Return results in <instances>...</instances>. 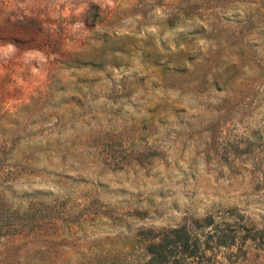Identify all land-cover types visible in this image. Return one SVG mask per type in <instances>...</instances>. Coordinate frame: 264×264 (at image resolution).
<instances>
[{
    "label": "rangeland",
    "instance_id": "rangeland-1",
    "mask_svg": "<svg viewBox=\"0 0 264 264\" xmlns=\"http://www.w3.org/2000/svg\"><path fill=\"white\" fill-rule=\"evenodd\" d=\"M208 216L233 245L188 264H264V0H0V264Z\"/></svg>",
    "mask_w": 264,
    "mask_h": 264
},
{
    "label": "trees",
    "instance_id": "trees-1",
    "mask_svg": "<svg viewBox=\"0 0 264 264\" xmlns=\"http://www.w3.org/2000/svg\"><path fill=\"white\" fill-rule=\"evenodd\" d=\"M213 224L214 218L208 216L202 221H197L192 229L182 226L169 232L158 243H151L146 247L145 250L150 257L147 264H188L203 249L216 250L232 246L235 237L228 234L229 229L226 226L222 228L220 236L213 234L212 231L206 233V228ZM234 231L238 233L237 229Z\"/></svg>",
    "mask_w": 264,
    "mask_h": 264
}]
</instances>
